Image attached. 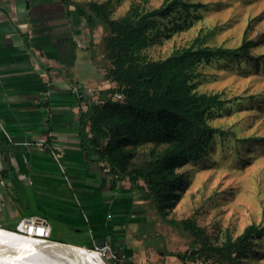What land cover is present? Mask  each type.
<instances>
[{
    "label": "crops",
    "instance_id": "1",
    "mask_svg": "<svg viewBox=\"0 0 264 264\" xmlns=\"http://www.w3.org/2000/svg\"><path fill=\"white\" fill-rule=\"evenodd\" d=\"M102 27L61 0H0V222L56 223L73 245L107 242L136 264L147 201L85 141L87 88L114 85Z\"/></svg>",
    "mask_w": 264,
    "mask_h": 264
},
{
    "label": "trees",
    "instance_id": "2",
    "mask_svg": "<svg viewBox=\"0 0 264 264\" xmlns=\"http://www.w3.org/2000/svg\"><path fill=\"white\" fill-rule=\"evenodd\" d=\"M61 1L74 5L89 26L97 18L105 32L106 77L114 87L100 92L102 102L92 103L85 114L90 132L85 141L94 159L102 161L114 176L128 179L164 222L192 237V246L175 254L182 264H234L240 260L251 251L254 239L264 236V223L249 224L237 238L227 236L223 242L213 243L194 219L176 220L168 218V213L185 185L178 168L205 153L206 140L213 134L208 118L226 102L220 93L195 89V70L218 58H251L252 42L212 49L201 45L197 36L196 48H175L168 57L152 60L145 50L154 42L152 29L157 18L174 12L190 14L205 4L165 0L158 7L147 8L148 0H142V4L133 2L121 17L112 18L113 0L89 1L87 7L93 15L79 2ZM115 92L122 98L113 99ZM118 264L135 263L121 260Z\"/></svg>",
    "mask_w": 264,
    "mask_h": 264
},
{
    "label": "rangeland",
    "instance_id": "3",
    "mask_svg": "<svg viewBox=\"0 0 264 264\" xmlns=\"http://www.w3.org/2000/svg\"><path fill=\"white\" fill-rule=\"evenodd\" d=\"M74 1L92 14L89 1L107 0ZM113 1L112 18L124 15L133 2L143 3ZM164 1L148 0L145 6L158 7ZM188 1L205 7L190 14L174 12L158 17L152 29L154 42L145 50L150 59L162 60L179 47L196 48L197 36L201 45L212 49L252 42L251 58H218L199 64L195 70V89L220 93L226 102L214 108L208 118L213 134L209 142L206 140L205 153L178 168L185 185L168 213V218L176 220L194 219L213 243H221L227 236L237 238L249 224L264 223V0ZM140 206L146 219L138 224L133 237L142 239L146 258L136 256V263L182 264L175 254L188 250L192 237L164 222L148 203ZM52 225L50 239L79 243L59 235V225ZM234 264H264V236L256 237L251 251Z\"/></svg>",
    "mask_w": 264,
    "mask_h": 264
},
{
    "label": "bare ground",
    "instance_id": "4",
    "mask_svg": "<svg viewBox=\"0 0 264 264\" xmlns=\"http://www.w3.org/2000/svg\"><path fill=\"white\" fill-rule=\"evenodd\" d=\"M0 264H104L85 247L28 240L0 229Z\"/></svg>",
    "mask_w": 264,
    "mask_h": 264
},
{
    "label": "built area",
    "instance_id": "5",
    "mask_svg": "<svg viewBox=\"0 0 264 264\" xmlns=\"http://www.w3.org/2000/svg\"><path fill=\"white\" fill-rule=\"evenodd\" d=\"M111 87H114V85L113 86L106 85V89H109ZM103 89L104 88L100 85L87 88L86 92L90 97L88 99L87 104L85 105L86 110L89 109L92 103L102 102L98 97L99 94L98 92H100ZM121 98L122 95L119 92H115L113 94V99H121ZM39 144L42 145L44 148H49L53 152L54 145H48L45 143H39ZM0 229L28 240H40L43 242H52V243L59 242L50 239L51 236L50 227L38 218H20L17 220L0 222ZM85 248L87 250L96 253L100 258H102L104 262H106V264H118L121 261L119 256H117L113 252L111 245L107 242H103V243L94 242L91 247H85Z\"/></svg>",
    "mask_w": 264,
    "mask_h": 264
}]
</instances>
